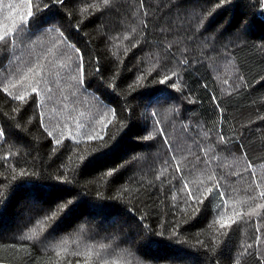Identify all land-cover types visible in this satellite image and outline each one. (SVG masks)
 Instances as JSON below:
<instances>
[{
  "label": "trees",
  "instance_id": "16d2710c",
  "mask_svg": "<svg viewBox=\"0 0 264 264\" xmlns=\"http://www.w3.org/2000/svg\"><path fill=\"white\" fill-rule=\"evenodd\" d=\"M142 2L141 9V0H115L116 6L104 11L98 8L101 0H64L63 7L53 5L50 9L43 8L42 0H32L33 12L37 5L41 11L26 22L23 17L27 16L28 6L24 0H0V30L14 27L19 38L14 49H5L0 44V88L5 83H15L27 72L35 53L50 46L45 42L58 35L54 31L56 27L64 32L68 43L82 50L85 65V85L68 80L67 70L60 67L63 59H56L55 68L48 66L47 87L51 92L42 94L41 109L36 110L35 103L25 106L26 111L19 120L21 129L6 127L11 123L9 116L18 115L12 108L21 107V103L9 102L11 98L0 91V129L8 133L7 141L0 140V192L6 193L0 196V244H23L16 248L0 247V259L4 263L52 264L56 260L53 244H60L67 249L61 251V264L69 261L76 264L77 259L83 264L85 256L74 257L72 253L86 248L95 251L101 246L110 264L111 261L116 264L136 261L209 264V257H213L211 264H236L237 250L245 253L239 264H259L255 250L264 251V243L257 244L255 237L257 229L264 232V219L255 215L234 217L224 229L215 220L222 213L232 216L234 211L254 207L248 200L254 188L252 174L255 173L258 182L264 177V48L261 47L264 13L257 0H226L215 11L212 10L219 0ZM140 20L147 24L146 31ZM161 28H171L167 33V40L173 41L171 53L179 57L186 48L187 58L194 61L171 77L182 94L168 83H159L166 74L160 68L158 55L165 36ZM132 44L138 46L133 48ZM97 67L103 80L100 75H94ZM169 67H172L171 58ZM141 72L148 79L136 84ZM110 78L118 80V86L113 85L114 91L107 87ZM225 80L227 84L223 83ZM29 82L23 81L11 89L12 93L21 94L26 89L31 94ZM130 84L133 88L128 87ZM213 96L218 104L213 102ZM97 100H103L106 107ZM34 110L35 119L29 124L28 118ZM110 110L115 112L114 117ZM41 111L48 131L54 130L53 137L40 127ZM153 112L158 115L151 116ZM101 117H105L104 123H100ZM154 120L160 121L166 137L159 135L158 128L154 130ZM130 122L131 128L126 129ZM125 130L119 148L106 150L103 156L94 151L101 143L123 135ZM93 131H98L103 139H87ZM149 133L152 139L143 141L142 137ZM218 133L225 135L226 143H217ZM61 136L62 143L55 145L53 139ZM165 138L170 145L163 144ZM169 146L176 153L170 168L164 165L172 155L167 152ZM201 148L205 151L201 152ZM85 154L90 160L79 174L76 171L81 165L79 156ZM5 155L9 156L7 162L3 159ZM92 155H98L97 159L92 160ZM133 156L142 159L112 178L101 179L102 172ZM197 156L205 158L207 163L197 161ZM177 166L184 172H176ZM13 167L16 181L11 179ZM21 168L30 179L19 176ZM189 168H193L190 173ZM161 172V180H156ZM57 174L78 179V183L69 185L73 188L70 194H65L66 189L52 187L62 183L54 179ZM182 175L186 179H180ZM209 175H215L222 187L206 206L188 201L184 191L177 193L176 200L172 199L174 191L181 190L185 182L190 183L193 191L212 186L216 181L210 184ZM149 181L153 182L151 189ZM121 186L126 189L121 193L123 204L105 200L104 203L116 206L104 210L81 205L60 222V227L48 235L44 245L18 239L39 228L32 218L40 208L55 207L59 202L56 198L66 201L77 192L87 191L89 195L83 196V200L92 202L96 201L98 191L111 198ZM219 191H226L228 198L220 199ZM124 205L135 207V218H145L144 223L153 230L154 240L159 239L155 238L157 231H163L165 237L176 231L180 242L149 241L137 220L126 214ZM196 208L201 211L194 216ZM257 211L264 216V209ZM85 218L90 227L81 236L78 229ZM249 243L251 257L245 250ZM201 244L206 247L201 248ZM213 247L216 252L212 251ZM206 250L207 257L201 254Z\"/></svg>",
  "mask_w": 264,
  "mask_h": 264
},
{
  "label": "snow or ice",
  "instance_id": "6c2138e0",
  "mask_svg": "<svg viewBox=\"0 0 264 264\" xmlns=\"http://www.w3.org/2000/svg\"><path fill=\"white\" fill-rule=\"evenodd\" d=\"M24 2L28 6V13L26 17H23L24 21L29 22V18L34 17L37 13L41 11V8L39 5L35 7V13L33 12V5L32 0H24ZM260 10L262 13H264V0H257ZM43 8L44 9H50L53 5H59L63 7L64 0H42ZM226 3V0H219V3H215L214 8L212 11H215V9H220L222 6H224ZM115 0H101V3L98 5V8H102L104 11H110L113 7H115ZM141 9L144 8V4L141 0L140 6ZM208 15L211 16L212 12H208ZM140 24L143 26V30H147V24L144 20L139 21ZM49 31H52L51 29ZM55 33L58 35L55 37H50L48 41H46V44H49L50 46L44 47V50L42 52L35 53V56L33 57V61L31 63V66L27 68V72L24 75H21L19 79L15 81V83H5V85L0 88V91L7 94L11 99L9 102L12 101H19L21 103V107H13L12 112L17 113L16 116H9V120L11 121L10 124L6 125L7 128L15 127L17 129H21L22 125L19 123V120L22 119L24 112L26 111V105H29L30 103H35V109L39 110L43 107V105L40 102L41 96L43 93L51 92V89L47 87L49 84V80L46 78L48 75V66H51V68L56 67V59L61 58L63 59V64L60 65L62 70H67V78L70 81H75L78 85H85V65L83 61V53L82 50L77 47L75 44L68 43V39L65 36L64 32L59 28L56 27L54 29ZM133 32L136 31L135 28L132 29ZM161 33H164V41L162 42V47L158 45V47H161V52L159 55V62H160V68L163 70L166 74L162 76V78L159 80V83L161 85H164L166 83L170 84L172 89H175L178 92L182 91L178 87L176 83L171 82L172 76H177L178 70L181 68H187L191 63L194 61H191L187 58V49H183L181 51V55L179 57H176L174 54L171 53L170 48L173 43V41L167 40V33L171 31V28L164 29L161 28ZM11 37V40H10ZM18 36L16 34V30H14V27H3L2 30H0V44L4 46L5 49H14L17 45ZM237 39L239 37L237 36ZM22 43V40L20 41ZM145 42H147L145 40ZM33 44L36 42L33 41ZM139 43V42H138ZM137 44H132L133 48H136ZM43 47V44H42ZM262 48H264V45H261ZM62 49H66V51H61ZM228 54V48L225 46L224 48V55L225 58H227ZM171 58L172 61V67H169V59ZM47 60V64H45V61ZM231 62L229 61V64ZM171 73V75L167 73ZM78 73V75H77ZM94 75H100L101 79L103 80V76L101 73V69L99 67L96 68V71ZM148 77L141 72L136 77V84H139L141 80H147ZM30 80L28 87L31 88V95L26 89L21 94H13L11 89L15 88L17 85H20L23 81ZM114 83L116 86H118V80H114L113 78H110L109 82L107 83V87L111 90H115L113 87ZM223 83L227 84L228 81L225 80ZM129 88H133V85L130 84L128 86ZM247 87V85H245ZM79 90V89H77ZM86 91V88H85ZM50 98V97H49ZM213 102L218 104V100L215 96L212 97ZM97 103L101 106L104 105L103 100H97ZM112 112V116H115V112L113 110H110ZM7 115V114H5ZM157 112H153L151 116L155 117L157 116ZM44 113L43 111L40 112V127L43 128L47 133L49 137L54 136V130L48 131V128L43 120ZM35 119V110L33 112V115L28 118V123L31 124ZM105 117H101L100 123H104ZM109 123H111V120H109ZM154 130L159 129V135L165 136L166 133L164 132L163 128L160 125L159 120H154ZM132 126V123L130 122L128 125H126V129H130ZM79 127V125H78ZM104 127L107 128V124H104ZM126 130L124 131L123 135L119 137H112L111 142L109 143H101L100 147L96 150H94L96 153H98L99 156H103L106 154V150L114 151L115 149L119 148L121 145V141L124 138V135L126 134ZM218 141L219 144L226 143V137L222 133H218ZM87 139H103L100 136V133L98 131H93L87 136ZM152 139V133H149L147 135H144L142 137V140L147 142ZM0 140L7 141L8 140V133L4 129H0ZM63 136L60 138H54L53 143L55 145H60L62 143ZM164 145H170V141L165 138L163 141ZM53 153L56 152V148L54 147L52 149ZM201 152H204L205 150L203 148L200 149ZM167 152L172 153L171 157L166 159L164 161V165L167 167H171L172 161L176 159V153L174 149L169 146L167 148ZM9 155H16L15 153H9ZM98 155H92V160L97 159ZM207 156V153H205V157ZM9 156L5 155L3 157L4 161L7 162ZM71 159V156L69 157ZM142 157L139 156H133L130 160H125L124 163L118 164L116 167H110L107 171L102 172L101 179L108 177L112 178L116 174L120 172L121 169H127L128 167H132L134 164H136L139 160H141ZM79 160L81 161V165L77 167L76 171L79 174H82L84 165L86 162L90 160L88 158L87 154L80 155ZM197 161L207 163V160L205 158L197 156ZM63 168L64 166L61 165ZM196 165H193V168H195ZM249 168L252 167V164L250 163L248 165ZM193 168H189V173L193 170ZM65 171H67L65 169ZM176 172L183 173L184 169L177 166L175 169ZM59 172V170H58ZM12 181L17 180L16 175V168H12ZM19 176L23 179H30L28 176V173L21 168ZM163 176V172H161L159 175L156 176V180H161V177ZM7 179V177H5ZM55 180L60 181L62 183L54 184L52 187L56 188H63L68 191H66L65 194H70L73 191L72 187H69V185H74L78 183V179L76 177H73L72 179H69L67 175L61 176L56 175L54 177ZM180 179H186L183 175L180 177ZM209 183L212 184L213 181H216V183L212 184V186H205L202 190L196 189L195 191L192 190V187L190 183L185 182L183 183L181 190H175V184H172V189H174V194L172 199L176 200L177 193L179 191H184L186 198L188 201H192L194 203H198L202 206H206L208 202L211 201V197L213 194L216 193L217 190H219L222 185L217 180V177L215 175H209L208 176ZM135 182V181H133ZM171 183V182H169ZM252 184L254 185V188H252V194L248 196V200L254 204V207H249L247 211H234L232 216L227 215V213H222L218 218H216L215 223L220 226L221 229H224L229 226V224L232 222L234 217H249L255 215L259 217L260 219H264V216H261L260 212H258V209H264V203H257V201H264V177L258 178L255 175V173L252 174ZM153 186V182H148V187L151 189ZM126 191V189L121 186L117 188V195L115 197H106L104 194L100 193L99 191L96 193V201H85L83 200V196L89 195L87 191L84 193L77 192L76 196L72 199H67L66 201L62 200L60 197L56 198V200H59V202L55 203V207L49 206L48 208H40L38 209V214L34 216L32 219H35L36 225L39 226V228L36 231H32L31 234L28 235H21L18 239L22 242L25 240L28 241H34L35 243H39L41 245H44V242L48 240V235L51 234V232H55L57 228L60 226V222H62L64 219H66L68 216H70L78 207H80L83 204H87L90 208L96 209V210H104L109 208H115L116 204H110V203H104L105 200H112L116 201L117 203L123 204V197L121 196V193ZM6 193L0 192V196H4ZM219 198L226 200L228 198V193L226 191H219L218 193ZM52 203V202H51ZM49 203V204H51ZM126 209V214H131L134 217V213L136 211L135 207H128L127 205H124ZM201 211L200 208H196L193 211V215L195 216L197 213ZM42 213V215L40 214ZM137 220V225L142 226V230L145 231L149 237V241L151 242H169V243H179V238L177 236L176 231H173L170 236L165 237L163 231H157L155 232V238H159L158 240H154L152 236V228L144 223V217H138L135 218ZM31 222V220L29 221ZM89 222L87 218H85L84 222L80 225L78 229L79 235H84L89 231ZM47 230V233H46ZM114 240L117 239V237H113ZM255 240L257 244L264 243V232H262L260 229H257V235L255 237ZM51 243V242H50ZM198 243H200L198 241ZM219 241H214V244H218ZM118 246V245H117ZM201 248H205V244L200 245ZM0 247H9V248H16V247H23V244H17V243H10L7 245L0 244ZM53 247L55 249V256L56 260L52 262V264H61L60 256L61 251H67L66 248H62L60 244H53ZM103 246H101V249H97L93 251L92 249H85V251H75L72 253L74 257L78 256H85L83 264H110V261L104 258V255L102 254ZM45 251H47V247L45 246ZM245 250L247 251V254L249 257L252 256V244L249 243L245 246ZM213 252H216L215 247L212 248ZM259 256V264H264V251H261L260 248H257L255 250ZM202 255L208 256L207 250ZM129 255L131 256L132 253L129 252ZM219 253H217V256ZM245 255L244 252L237 250L235 253V259L236 264H239V261L243 256ZM95 256L96 259L93 260L91 257ZM213 257H209V264H211V259ZM232 257L230 256L229 259ZM0 264H4V261L0 259ZM70 264V261H69ZM76 264H81L80 260H76ZM111 264H116V261H111ZM135 264H142L141 261H136Z\"/></svg>",
  "mask_w": 264,
  "mask_h": 264
},
{
  "label": "water",
  "instance_id": "95a60500",
  "mask_svg": "<svg viewBox=\"0 0 264 264\" xmlns=\"http://www.w3.org/2000/svg\"><path fill=\"white\" fill-rule=\"evenodd\" d=\"M4 264H9V263H4Z\"/></svg>",
  "mask_w": 264,
  "mask_h": 264
}]
</instances>
